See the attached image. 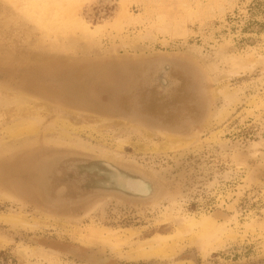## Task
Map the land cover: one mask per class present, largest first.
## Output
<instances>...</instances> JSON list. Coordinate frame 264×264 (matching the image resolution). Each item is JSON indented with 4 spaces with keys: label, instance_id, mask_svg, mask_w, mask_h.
Here are the masks:
<instances>
[{
    "label": "rangeland",
    "instance_id": "374dc122",
    "mask_svg": "<svg viewBox=\"0 0 264 264\" xmlns=\"http://www.w3.org/2000/svg\"><path fill=\"white\" fill-rule=\"evenodd\" d=\"M37 1L0 0V264H264V0ZM139 55L192 60L208 85L200 130L161 133L65 103L56 79ZM60 148L135 165L169 191L156 204L102 199L53 213L26 172ZM65 181L55 175L52 193H81ZM187 216L212 224L178 232Z\"/></svg>",
    "mask_w": 264,
    "mask_h": 264
},
{
    "label": "water",
    "instance_id": "95a60500",
    "mask_svg": "<svg viewBox=\"0 0 264 264\" xmlns=\"http://www.w3.org/2000/svg\"><path fill=\"white\" fill-rule=\"evenodd\" d=\"M168 58H170L169 55H139L135 57L124 56L110 58L71 71L56 79V81L62 85L63 94L66 96L64 100L67 105L73 106L84 112L100 116L115 117L113 103L109 100L103 101L101 97H109L113 92L120 90L123 75L133 80L137 76L138 70L146 61H161ZM176 58L188 62L192 61L187 57ZM68 85L70 87H68ZM119 118L147 130L163 132L158 125L149 123L148 120L145 119L127 118L123 116ZM35 159L39 162H46L49 165L52 164V168H49L48 172H43L44 174L42 177L45 180V188L42 194L34 191L38 184L34 182V180H31L33 172L29 174L26 172L27 178L29 177L27 186L32 191L37 201L50 209L53 213L62 214L65 212L68 213V211L73 212L84 205H91L102 199H113L118 202L137 206L156 204L163 198L165 193L169 191L168 185L160 182L149 172L139 169V167L135 165L122 163L117 160L115 161L111 158L100 157L93 153L76 149L60 148L39 154L33 161ZM60 166H62L65 171L69 172L65 176V182H71L75 185L76 189L81 192L75 197H66L64 195L67 191L65 184L59 185L52 193V178L55 175L60 176L62 174ZM99 166L101 167L100 169L98 168ZM76 168L81 171H75ZM119 168L125 171L124 174H122L123 176L115 174ZM133 173L139 174L142 178L147 177L150 184L156 185L157 191H155V194L150 197L138 195V192L142 191L143 188L139 186L140 184L135 185L134 183L133 185L131 183L127 184V192H123L121 188L118 189V187H120L117 183L119 182V178L132 176ZM87 175L89 176V178H87L88 181L84 179L85 182L82 184L83 180L81 181V179ZM140 181L142 180L140 179ZM115 182L116 186L113 185ZM79 185H81L80 188ZM84 190L86 191L85 193L82 192ZM92 257L93 259H99L94 255Z\"/></svg>",
    "mask_w": 264,
    "mask_h": 264
},
{
    "label": "flooded vegetation",
    "instance_id": "af4514ba",
    "mask_svg": "<svg viewBox=\"0 0 264 264\" xmlns=\"http://www.w3.org/2000/svg\"><path fill=\"white\" fill-rule=\"evenodd\" d=\"M207 87L195 65L179 59L153 60L132 81L124 78L110 101L116 115L145 119L167 133L185 135L201 128L208 109ZM142 95L149 99L145 105L137 100ZM153 100L174 105L148 111L155 106ZM61 170L63 177L68 174L63 167Z\"/></svg>",
    "mask_w": 264,
    "mask_h": 264
},
{
    "label": "bare ground",
    "instance_id": "6f19581e",
    "mask_svg": "<svg viewBox=\"0 0 264 264\" xmlns=\"http://www.w3.org/2000/svg\"><path fill=\"white\" fill-rule=\"evenodd\" d=\"M30 3L32 2V3H34V5L36 6L37 5V0H28ZM49 1H51L52 2V0H49ZM87 2L88 0H58V1H54L53 0V2H59V3H61V5H62V7H64V6H66V7H68V8H72L73 6H75L77 3H80V2ZM54 18V17H53ZM56 18V17H55ZM71 21V20H70ZM74 21H75V19H74ZM73 21V24L74 23H76V21L74 22ZM78 21V20H77ZM77 24H79V23H77ZM69 26H70V24H69ZM89 34V33H88ZM86 36H87V34H86ZM239 60V59H238ZM248 60V59H247ZM234 102V101H233ZM219 111V110H218ZM227 112V110L225 109V110H221V115L223 116V115H225V113ZM220 114V113H219ZM221 116V117H222ZM217 117H218V115H217ZM220 117V116H219ZM220 117V118H221ZM22 127V126H21ZM65 129V128H64ZM63 129V130H64ZM94 154V153H93ZM96 155H100V157H102L101 156V154H96ZM106 157H108V156H106ZM109 158H111V157H109ZM111 159H113V158H111ZM114 160H116V159H114ZM117 161H119V160H117ZM120 162V161H119ZM45 165H47V163L46 162H39L37 159H35L34 161H33V163H32V165H31V168H30V171H29V173L30 172H33V174L31 175V180H34V182H36L37 184H38V186L36 187V192L37 193H41L42 194V191H43V186L42 185H44L45 186V184H44V182H45V180L43 179V177H42V173H41V171H42V169L45 167ZM96 165V164H95ZM134 167V166H133ZM78 168V167H77ZM75 169V171H81L80 169ZM99 169L101 168L100 166L98 167ZM137 168V167H136ZM86 169V168H85ZM139 169H141V168H139ZM124 170L123 169H121V168H119L118 169V171L115 173L116 175H120V176H123L122 174H124ZM87 178H89V176L87 175L86 177H84L83 179H81V181H82V184H83V182H85L84 181V179H87ZM142 180V181H140V179ZM79 181V180H78ZM87 181H88V179H87ZM119 185H120V187H118V189H120L121 188V190H123V192H127L126 190H127V188H126V186H127V184H132L133 185V183L135 184V185H137V184H140L139 186H141L142 188H143V190L142 191H140V192H138V195H140V196H142V197H150V196H152V195H154L155 194V191H157V187H156V185H154V184H150L149 183V179L147 178V177H145V178H142L139 174L137 175V174H132V176H128V177H124V178H119V182H117ZM35 184V183H34ZM92 185V184H91ZM114 186H116V182H115V184H113ZM81 187V185H79V188ZM141 190V189H140ZM131 192V191H130ZM60 199H62V198H60ZM10 219V218H9ZM10 221L13 223V222H21L22 221V219H21V217H15V218H12V219H10ZM211 224H212V222H211V220H209V218H207V217H200V219H196V218H194V217H189L188 218V216H187V218H181V219H179V222L177 223V231L178 232H181V233H187V232H189V231H191L192 230V228L193 227H199L200 228V232L203 230V231H205V230H207V229H209L210 228V226H211ZM98 229V228H97ZM194 230V229H193ZM198 231V230H197ZM198 231V232H199ZM202 231V232H203ZM229 231V230H228ZM101 232V231H100ZM192 232V231H191ZM221 232V231H220ZM230 232V231H229ZM91 233H92V231H91ZM195 233V232H194ZM94 234V233H93ZM110 234V233H109ZM199 234V233H198ZM226 234V233H225ZM100 235V234H99ZM98 234H96V235H94V237H93V239L96 241V242H99V243H104V242H106V240H108V238L106 239L103 235H100L99 236ZM110 235H113V232H112V234H110ZM221 235V234H220ZM223 235V234H222ZM221 235V236H222ZM227 235V234H226ZM228 235H230V233L228 234ZM227 235V236H228ZM224 236V235H223ZM219 237V236H218ZM221 238V237H220ZM115 240V239H114ZM217 241H219V238H218V240ZM163 244V243H162Z\"/></svg>",
    "mask_w": 264,
    "mask_h": 264
}]
</instances>
